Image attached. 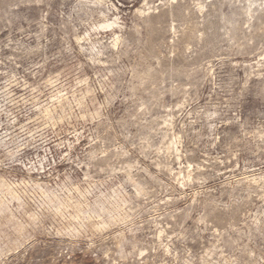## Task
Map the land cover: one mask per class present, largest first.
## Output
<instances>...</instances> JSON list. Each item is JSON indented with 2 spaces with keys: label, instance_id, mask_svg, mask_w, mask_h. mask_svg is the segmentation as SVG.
I'll use <instances>...</instances> for the list:
<instances>
[{
  "label": "rangeland",
  "instance_id": "1",
  "mask_svg": "<svg viewBox=\"0 0 264 264\" xmlns=\"http://www.w3.org/2000/svg\"><path fill=\"white\" fill-rule=\"evenodd\" d=\"M0 264H264V0H0Z\"/></svg>",
  "mask_w": 264,
  "mask_h": 264
}]
</instances>
